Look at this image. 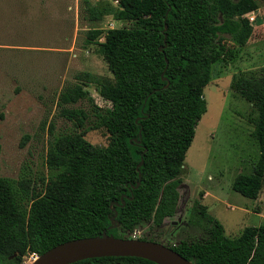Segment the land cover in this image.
I'll use <instances>...</instances> for the list:
<instances>
[{"label":"trees","instance_id":"obj_1","mask_svg":"<svg viewBox=\"0 0 264 264\" xmlns=\"http://www.w3.org/2000/svg\"><path fill=\"white\" fill-rule=\"evenodd\" d=\"M82 2L91 21L112 13L133 24L108 29L101 42L102 29L86 32L87 43L98 44L111 77L79 73L80 82L59 94L60 116L73 129L54 135L50 125L48 174L36 179L0 175V264H25V257L104 230L132 238L147 227L138 239L164 243V220L176 213L186 153L207 109L203 90L211 68L226 52V37L238 47L248 42L254 27L246 15L258 9V0H118L114 10ZM88 83L109 106L93 103ZM230 88L253 108L251 136L259 150L252 171L237 175L232 189L256 199L264 182V66L233 75ZM85 99L93 116L88 127L85 110L67 107ZM88 129L105 130L107 145L88 142ZM112 207L119 226L109 229ZM187 224L201 226L203 234L164 245L194 264H264V224L245 227L230 238L199 200ZM70 264L156 263L96 257Z\"/></svg>","mask_w":264,"mask_h":264},{"label":"rangeland","instance_id":"obj_2","mask_svg":"<svg viewBox=\"0 0 264 264\" xmlns=\"http://www.w3.org/2000/svg\"><path fill=\"white\" fill-rule=\"evenodd\" d=\"M88 1L93 6L118 8V0ZM85 14L82 0H0L1 176L17 179L26 174L36 179L47 175L50 125L54 135L73 129L60 116L59 94L80 82L79 73L111 77L98 44H88L86 32L102 29L101 42L108 29L129 27L133 21L116 20L112 13L91 21ZM246 17L254 27L250 39L238 47L226 37V52L213 64L210 82L204 87L207 109L186 153L175 216L164 220L163 244L203 234L201 226L187 224L195 200L207 207L230 238L239 236L245 227L264 224V182L256 199L232 189L236 176L250 173L259 155L249 121L255 115L253 108L230 88V82L239 72L264 66V0H258V9ZM86 89L95 105L109 106L94 84L88 83ZM67 107L82 108L88 114L85 127L92 123L88 99ZM84 138L98 147L108 143L103 129H88ZM146 233L147 227H142L132 237ZM34 257H25L24 263L31 264Z\"/></svg>","mask_w":264,"mask_h":264},{"label":"water","instance_id":"obj_3","mask_svg":"<svg viewBox=\"0 0 264 264\" xmlns=\"http://www.w3.org/2000/svg\"><path fill=\"white\" fill-rule=\"evenodd\" d=\"M164 30H167L166 24ZM142 162L143 160L139 162L137 169ZM140 177L139 174V181L134 188L138 187ZM123 198L121 199V206L124 205ZM112 210L115 212L114 207ZM115 216L116 212L110 217L109 229L119 226ZM96 257H138L156 264H194L163 243L134 237H115L113 234H108L106 230L97 236L72 239L60 243L43 254L37 255L31 264H70Z\"/></svg>","mask_w":264,"mask_h":264},{"label":"built area","instance_id":"obj_4","mask_svg":"<svg viewBox=\"0 0 264 264\" xmlns=\"http://www.w3.org/2000/svg\"><path fill=\"white\" fill-rule=\"evenodd\" d=\"M33 256H35V257H36L37 255H33ZM35 257H34V258H35ZM34 258H33V260H34Z\"/></svg>","mask_w":264,"mask_h":264},{"label":"flooded vegetation","instance_id":"obj_5","mask_svg":"<svg viewBox=\"0 0 264 264\" xmlns=\"http://www.w3.org/2000/svg\"><path fill=\"white\" fill-rule=\"evenodd\" d=\"M175 216V215H174Z\"/></svg>","mask_w":264,"mask_h":264}]
</instances>
